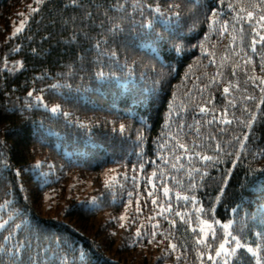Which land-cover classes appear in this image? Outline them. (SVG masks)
Returning a JSON list of instances; mask_svg holds the SVG:
<instances>
[{
    "label": "trees",
    "instance_id": "trees-1",
    "mask_svg": "<svg viewBox=\"0 0 264 264\" xmlns=\"http://www.w3.org/2000/svg\"><path fill=\"white\" fill-rule=\"evenodd\" d=\"M261 17V0H0V264H264Z\"/></svg>",
    "mask_w": 264,
    "mask_h": 264
},
{
    "label": "snow or ice",
    "instance_id": "snow-or-ice-1",
    "mask_svg": "<svg viewBox=\"0 0 264 264\" xmlns=\"http://www.w3.org/2000/svg\"><path fill=\"white\" fill-rule=\"evenodd\" d=\"M36 2L39 3V2H41V0H36ZM72 2H73V3H76V0H72ZM261 2L264 3V0H261ZM170 7H172V6L170 5ZM32 10L35 11V9H32ZM156 11L159 12L160 9L157 8ZM174 15H177V16H178L179 13H174ZM249 16H251V13H249ZM261 19H264V17H261ZM23 26H24V24H23V22H21V25L15 29V31H14V33H13V36H15L17 33L21 32V31H23ZM260 39H261V40H264V37H261ZM175 50L177 51V53H179L181 49H180L179 46H177ZM261 83H264V80H262ZM228 91H229V89H228L227 87L224 88V92H225V93H227ZM28 95L31 96L32 93L29 92ZM38 99H39V98H38ZM262 102H264V101H262ZM51 111H52L53 113L59 111V106L52 107V108H51ZM201 111L203 112V111H205V109L201 108ZM223 122H224V123H231V121H229V120H224ZM2 146H3V142H0V148H2ZM181 147H184V146L181 145ZM204 159H211V157H204ZM153 175H155V173H153ZM113 179H115V178H113ZM108 186H109V184L106 182V187H108ZM164 191H165V195H167V194H168V190L165 189ZM129 195H131V193H129ZM149 195H151V193H150ZM184 199H188V197H184ZM90 203H92L93 205H97V204H98L96 198H93V200H92ZM153 203L155 204V200H153ZM177 215H179V213H177ZM124 219H125L124 216H121V217H120V220H124ZM123 226H124V225L122 224L121 227H123ZM155 227H157V226H156V225H153V228H155ZM209 227H211V226L209 225ZM228 227H229V225H227V224L224 225V228H225V229H227ZM201 231H203V229H201ZM228 235H230V233H228ZM136 236H137V237L141 236V233L138 231V232L136 233ZM155 236H156V233H155V232H152V237H153V239L155 238ZM232 239L235 240L236 238H235V237H232ZM151 242H152L151 240L148 241V243H151ZM198 242H201V241H198ZM226 243H227V241H225V243H221V244L219 245V250H217V252H216V256H220V255H221V252H224V253H226V254H228V255H231V252H229V251L225 248V244H226ZM169 246H170L171 248H173V249H175V247H176V245H174V244H170ZM236 247H237V248L241 247L239 241H237V243H236ZM232 251L234 252L235 249H233ZM249 251H252V249H249ZM209 259H212V257L210 256Z\"/></svg>",
    "mask_w": 264,
    "mask_h": 264
},
{
    "label": "rangeland",
    "instance_id": "rangeland-1",
    "mask_svg": "<svg viewBox=\"0 0 264 264\" xmlns=\"http://www.w3.org/2000/svg\"><path fill=\"white\" fill-rule=\"evenodd\" d=\"M26 20H27V16L25 15L24 17L19 18L17 21H12V23H11V27H10V31H9V34H10V35H13L15 29L21 25V22H23V24H24V26H25V22H26ZM24 26H23V28H24ZM136 200L138 201V206H135V207H136V210H139V208H140V200H139V197H136ZM135 207L133 206V204L126 205V206H125V207L119 212V214H117V216H118V220H119L120 222H126V221H128V220H131V217L133 216L134 212L136 211V210H135ZM113 216H114L113 214H110L108 217H113ZM121 216H124L125 219H124V220H120V217H121ZM95 223H96V222H95ZM82 225L88 226V225H90V224H89V223H88V224H87V223H86V224H85V223H82ZM80 226H81V225H80ZM207 228H209V227L207 226L206 229H207ZM207 233H208V232H207L206 230H204V236H205ZM227 236H228V232L226 233V240H225V241H228V240H229V238H228ZM223 243H224V242H223ZM243 246H245L248 250H249V249H252L249 245L244 244ZM225 248H226V246H225ZM250 252L254 253V250L252 249V251H250Z\"/></svg>",
    "mask_w": 264,
    "mask_h": 264
}]
</instances>
